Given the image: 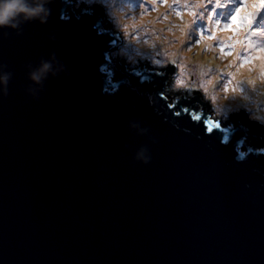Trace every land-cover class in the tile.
<instances>
[{
	"label": "water",
	"instance_id": "obj_1",
	"mask_svg": "<svg viewBox=\"0 0 264 264\" xmlns=\"http://www.w3.org/2000/svg\"><path fill=\"white\" fill-rule=\"evenodd\" d=\"M43 6L0 27V264H264L260 107L125 62L97 1Z\"/></svg>",
	"mask_w": 264,
	"mask_h": 264
},
{
	"label": "rangeland",
	"instance_id": "obj_2",
	"mask_svg": "<svg viewBox=\"0 0 264 264\" xmlns=\"http://www.w3.org/2000/svg\"><path fill=\"white\" fill-rule=\"evenodd\" d=\"M87 6L92 0H80ZM105 5L118 32L125 43L119 47V56L125 62L138 56L144 49L154 54H164L174 69V81L177 85H191L205 94L213 105L216 116H230L242 102H254L260 107L261 122L264 123V69L259 60H253L238 70V66L252 55L264 57L259 47H264V10L254 18L251 32L248 34L251 43L245 39V45H237L233 56L222 55L218 45L232 44L225 39L231 33L218 31L213 41L202 40L199 45L200 31L211 35L214 21L205 16L211 9H202L203 0H94ZM227 7L216 9L215 19L222 21L230 15L238 0H224ZM212 9L216 8L212 4ZM180 13L177 15V13ZM205 16V17H204ZM201 17H204L202 19ZM156 35L154 46L147 45L152 34ZM231 51V48H225ZM181 63L183 58H189ZM197 57L202 58L197 61ZM246 73H243L247 69ZM251 81V82H250ZM225 101L227 102L225 104Z\"/></svg>",
	"mask_w": 264,
	"mask_h": 264
},
{
	"label": "snow or ice",
	"instance_id": "obj_3",
	"mask_svg": "<svg viewBox=\"0 0 264 264\" xmlns=\"http://www.w3.org/2000/svg\"><path fill=\"white\" fill-rule=\"evenodd\" d=\"M212 4L216 5L215 9L210 7ZM222 6H228L224 4V0H203L201 7L202 9H211V11L205 13V16H207L209 20L214 21V27L210 30L211 35L208 36L203 35V28H201L200 39L196 40V44L199 45L202 40H215L218 31L221 33H231V35L225 37V39H231L233 43L230 45L221 43L218 47L222 55L233 56L236 54L237 45L243 44L246 47L248 46V44L245 43L246 38L248 39V43H251V39L248 34L251 32V26L254 18L261 10H264V0H238V6L235 4L230 15L225 18V22L221 28L220 25L222 21L220 19H215V17L217 16L216 9H219ZM179 14L180 13L178 12L177 15ZM204 17L201 18L204 19ZM225 48H231V51L226 52ZM259 53H264V47H259ZM259 59H264V57H258L255 55H252V58L246 57L238 66V70L244 68L245 65L251 67L252 61ZM261 68L264 69V65H261ZM261 75H264V72H261Z\"/></svg>",
	"mask_w": 264,
	"mask_h": 264
},
{
	"label": "clouds",
	"instance_id": "obj_4",
	"mask_svg": "<svg viewBox=\"0 0 264 264\" xmlns=\"http://www.w3.org/2000/svg\"><path fill=\"white\" fill-rule=\"evenodd\" d=\"M47 15L48 10L43 6V0H0V27H16L21 18L25 20L38 18L41 22H44ZM118 42L119 47H121L122 43H125L124 37L120 32H118ZM50 67V62H43L37 71L30 74L31 79L38 82ZM172 68L173 66L170 65V73L172 77H174V69ZM8 78V74L0 75V85H6ZM208 102L213 109V105L209 100ZM136 158L143 160L146 163L150 157L146 155V149L141 148L137 151Z\"/></svg>",
	"mask_w": 264,
	"mask_h": 264
},
{
	"label": "bare ground",
	"instance_id": "obj_5",
	"mask_svg": "<svg viewBox=\"0 0 264 264\" xmlns=\"http://www.w3.org/2000/svg\"><path fill=\"white\" fill-rule=\"evenodd\" d=\"M155 43H156V35L153 33L150 37H149V39H148V41H147V45H151V46H154L155 45ZM154 44V45H153ZM260 57H262V56H260ZM187 59H190V57L189 58H183L182 60H181V63L183 62V63H185L186 61H187ZM202 60V58H200V57H197V61H201ZM260 61H261V63H264V59H260ZM251 67L250 66H248V69H250ZM245 69H247V68H245ZM248 69L246 70V71H244L243 73H246L247 71H248ZM227 102L225 101V104H226Z\"/></svg>",
	"mask_w": 264,
	"mask_h": 264
}]
</instances>
